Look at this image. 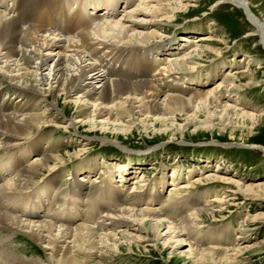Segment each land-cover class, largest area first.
Here are the masks:
<instances>
[{"label":"bare ground","instance_id":"obj_1","mask_svg":"<svg viewBox=\"0 0 264 264\" xmlns=\"http://www.w3.org/2000/svg\"><path fill=\"white\" fill-rule=\"evenodd\" d=\"M190 1L0 0V85L5 83L9 88L17 89L16 93L19 97L26 96L31 99L28 108L24 109V106L21 110V106H18L19 108L16 109L11 103H3L2 92H0V148L13 146L16 148L23 142L28 144L17 154L15 166L11 169V176L6 180H4V174H8L7 164L11 163V158L8 157L7 161L0 162V224L12 230L11 236L23 232L34 242L43 245V251L47 253V259L52 264H100L97 262L98 257L115 255L116 251L120 253L125 246L131 252L139 250L141 238L143 242L158 243L160 240L164 241L166 236L170 239L180 237L177 240L179 251L193 257L218 254L228 258L229 253L231 256H238L247 248L244 246L235 249L208 248L202 250L195 248L186 240L189 246L187 245L184 249L186 241L181 234L183 231L181 228L190 229L196 223L192 221L193 219L184 217L183 227L165 226L163 217L167 211L162 205L159 207L156 205L163 202L161 197L166 188V182L156 187L155 190L148 188L127 194L118 191L108 192L105 188L104 192L97 195L99 199L110 197L112 201L116 200L121 208L109 212L110 214H103L105 210L98 208L101 213L93 212L92 222H89L91 219L88 221L89 224H93L91 227L86 223H78L77 227L73 226L71 229H68L70 226H61V223L56 227L58 218L48 214L52 205L56 204V198L45 197L40 201L48 202H38L45 208L48 207L44 213L49 217H44V219L20 218L12 214L9 207L17 193L35 182L37 175L52 172L53 176L51 175L45 183L50 194L51 192L54 194L59 187L57 185L62 177L57 175V170L64 159L51 155L49 150L45 149L48 139L39 133L43 127L59 125V122H56L59 118L56 120L55 112L60 114L62 111L59 108L60 101L65 100L66 107L72 105L75 108L71 112V124L77 129H89L90 132H96L99 128L103 133H106L105 130H113L128 136L133 135L136 129L142 128L148 131L149 122H152L153 128L157 125L161 128L173 126L178 115L185 117L187 125H190L199 113H207L210 120L206 123L198 122L196 128L202 126L209 129L213 126L215 117H218L217 120L222 123L228 118L230 110L233 111V116L250 120L252 124L254 122H258L259 125L264 124V113L257 114L254 110L247 111L244 108L231 109L230 103L222 107L218 94L222 86L214 90L189 87L190 96L185 98L181 96L182 94L165 96L161 90L159 91L150 81H147L146 74L150 70L143 71L139 54L145 50V54L150 52L147 44L159 37L158 27L161 22L171 21L175 13L186 8ZM225 1L243 11L245 9L240 3H245L248 7L245 0ZM121 6L124 7L123 10ZM244 12L253 26L250 35L259 36L261 45L264 47V27L246 11ZM123 13L125 14L122 17L118 16ZM160 15L164 16L163 20L159 19ZM186 37L188 36L183 37L182 40L191 41ZM207 40L209 39H201V41ZM122 47L127 48V51L124 49L121 52L119 49ZM208 53L219 54L218 50L216 51L211 46L198 45L192 53L188 51V53H182L179 58L177 56L171 59L172 61L169 60L165 70L172 74L184 69H193L198 65V61ZM144 61L146 60H143V63ZM153 61L157 63L154 58ZM155 63H151V66L157 68ZM248 65H261V62L249 59ZM246 72L236 73L228 78L224 77L227 78L226 88L237 87L240 83L237 84V81L243 79L249 80L247 87L250 86L253 81L249 79ZM92 81H97V85L91 84ZM197 82L201 86L207 85L202 81ZM188 89L182 92H187ZM72 91L80 93L74 104L68 100ZM49 99L53 101L51 103L55 108L51 107L53 109L51 110L48 107L43 112L38 111L37 105ZM91 101L94 104L92 110L89 111L85 107L90 106ZM114 101H117L116 104ZM238 101L237 97L235 104H238ZM219 109L221 110L218 111ZM137 116L151 119L145 123L147 120L136 119ZM125 118H128L127 122ZM179 127L182 131L186 128ZM101 142L105 143L109 140L101 138ZM30 155L32 159L29 158ZM127 168L131 170L129 165ZM130 178L127 174L122 177V180L127 184ZM71 182H74L73 186L78 188L77 191H83L86 179L73 178ZM236 184L237 192L244 195L258 196V193L264 192V185L249 184L242 187L243 185L237 182ZM178 193L174 192L173 195L176 196ZM74 194L73 191L71 196ZM92 198V206H101L96 201L97 197ZM173 205H168V211L173 210ZM212 211L206 209L196 216L199 218L202 214ZM86 213L81 212L77 216L84 221L85 215L88 214ZM211 214L213 216V213ZM73 217L63 220L62 223H71ZM254 219L251 218L250 223L256 221ZM127 221L136 227L134 232L139 233V236L126 230L120 231L121 236L114 232L115 227L113 226ZM164 227L166 231L161 234L160 231ZM99 230L103 232L99 233ZM118 240L126 245H118ZM24 261L21 260L22 263Z\"/></svg>","mask_w":264,"mask_h":264},{"label":"rangeland","instance_id":"obj_2","mask_svg":"<svg viewBox=\"0 0 264 264\" xmlns=\"http://www.w3.org/2000/svg\"><path fill=\"white\" fill-rule=\"evenodd\" d=\"M245 1L250 10L264 22V0ZM121 9L123 10L124 7ZM124 14L121 16L118 14V16L122 17ZM162 15L159 18L161 20L164 19ZM159 27V37L147 44L151 46L150 52L145 54V50L139 54L143 71L150 70V72L146 71L148 72L146 79L156 89L161 90L165 96L182 94V97L187 98L191 92L189 87L214 90L222 86L218 91L222 107L230 103L231 109L244 108L247 111L254 110L257 114L264 113V47L261 45L259 36L250 35L253 26L241 8L225 0H191L186 8L175 13L171 21L163 20ZM185 36H188L186 38L191 41L182 40ZM201 39L209 40L201 41ZM202 44L215 48L219 54L204 55L193 69H184L172 74L166 72L165 67L169 60L177 56L179 58L182 53H188V51L192 53L198 45ZM119 50L127 51V48L122 47ZM153 58L157 63L153 61ZM249 59L261 62V65L249 66ZM143 60L146 61L143 63ZM151 63H155L157 68L152 67ZM241 72H246L253 84L247 87L249 80L243 79L237 81V84L240 82L237 87L226 88L227 78ZM197 81L207 85H198L200 83ZM96 82L92 81L91 84L96 86ZM14 89L9 88L5 83L0 85V92L4 95H1L3 103H11L16 109L18 106H21L20 109L24 106V109L28 108L31 99L26 96L19 97L16 93L17 89ZM186 89L188 93L182 92ZM71 94L68 100L74 104L80 93L72 91ZM237 97L240 102L235 104ZM49 100H44L37 105L38 111L43 112L48 107L53 110L52 108H55L51 103L53 101ZM116 102L114 101V104ZM93 104L94 102L91 101L90 106L85 108L91 111ZM65 105V100L60 101L59 108L62 111L60 114L54 111L56 120L59 118L56 121L59 125L43 127L44 129L42 128L39 133L48 139L45 149L49 150L51 155L64 159L57 170V175L62 177L59 179L57 191L67 187L73 178L82 179L80 177H84L85 174L89 179L87 185L92 188L103 185L106 177L112 176L111 187L123 194L148 188L155 190L166 182V188L161 197L163 202L156 205V207L162 205L167 211L166 214H169L163 217L165 226L183 227L186 217L193 219L192 221L196 223L194 227L186 230H184L185 227L181 228L183 230L181 234L185 241L202 250L235 249L247 246L238 256H231L229 253L228 258L218 254L193 257L179 251L177 240L180 237L170 239L166 236L164 241L160 240L158 243L143 242L141 238L139 250L131 252L125 246L120 253L116 251L115 255L98 257L97 262L100 264H264V192L258 193V196H249L236 190V182L243 185L242 187L249 184L264 185V124L259 125L258 122L252 124L250 120L233 116L232 110L222 123L217 120L218 117H215L213 126L209 129L202 126L196 128L198 122L206 123L210 120L207 113H199L190 125H187L185 117L178 115L173 126L164 128L160 125L153 128L152 122L148 121L151 118L137 116L136 119L147 120L145 123L149 122V129L148 131L142 128L136 129L133 135L127 136L113 130H105L106 133H103L99 128L96 132H90L89 129H77L71 124V112L75 108L72 105L68 107ZM125 119L127 122L128 118ZM179 126L186 128L182 131ZM101 138H106L109 142L102 143ZM7 152L10 153L0 148V156L8 155ZM127 165L131 167V170L127 168ZM51 174L52 172L37 175L35 182L22 190L25 192L24 196L37 181L46 180ZM127 174L131 177L127 183L128 186L123 181L121 184V178ZM174 192L179 193L175 196ZM63 193L61 192L60 195L63 196ZM82 197L85 196L82 195ZM96 197L98 200L99 197ZM90 198L93 203L92 196ZM86 199L87 197L84 200ZM62 200L58 206H54L53 212L61 208ZM63 202L69 203L70 200L67 198ZM172 204L174 205L171 212L168 211V205ZM92 205L89 206L86 211L88 214L85 215L86 221L91 219L89 222H92L93 212L101 213L100 210L103 209V206ZM107 205L111 206L103 214H110L109 212L121 208L116 200L108 201ZM22 209L16 211L15 208L13 213L20 218H25ZM206 209L213 211L202 214L199 218L196 216ZM251 218H255L256 221L250 223ZM59 225L56 224V227ZM92 225L90 223L88 226ZM132 226L131 222L127 221L113 226L115 229L112 228L114 232L119 233V236H121V230L139 236V233L134 232L136 227ZM71 227L73 226L68 229ZM74 227L77 226L74 225ZM243 228L248 229L245 231L246 229ZM11 231L0 224V243H3L0 247V264H52L47 259V253L43 251V245L34 242L23 232L11 236L13 233ZM165 231L166 227L160 232L163 234ZM100 232L103 231L99 230ZM187 241L184 249L187 248ZM118 245L126 244L119 241ZM22 259L25 260L24 263L21 262Z\"/></svg>","mask_w":264,"mask_h":264},{"label":"water","instance_id":"obj_3","mask_svg":"<svg viewBox=\"0 0 264 264\" xmlns=\"http://www.w3.org/2000/svg\"><path fill=\"white\" fill-rule=\"evenodd\" d=\"M241 5H243V8L245 9L244 11H246L250 16H252L255 20H257V21H259V24L261 25V26H263L264 27V22H263V20L261 21L258 17H257V15H255L251 10H250V8H249V6L247 7V5L245 4V3H240Z\"/></svg>","mask_w":264,"mask_h":264}]
</instances>
